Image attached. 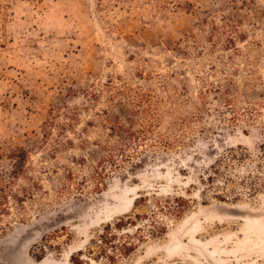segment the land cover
Masks as SVG:
<instances>
[{"label":"rangeland","instance_id":"obj_1","mask_svg":"<svg viewBox=\"0 0 264 264\" xmlns=\"http://www.w3.org/2000/svg\"><path fill=\"white\" fill-rule=\"evenodd\" d=\"M140 75L152 77L161 97L187 86L179 101L189 112L203 106L201 93L217 89L204 106L208 130L166 161L114 172L102 194L65 195L56 204L54 192L35 191L44 211L25 214L21 208L33 206L15 197L24 200L33 181L60 191L66 169L80 174L77 163L105 156L108 120L136 122L127 97L112 106L115 90L106 85L146 91ZM168 75L164 94L158 78ZM235 97L238 121L233 113L223 119ZM20 148L30 153V181L11 175L9 156ZM225 149L236 157L233 183L201 181ZM2 177L12 192L9 216L0 211V264H73L106 225L146 212L135 207L142 196L192 205L165 236L115 264H264V0H0Z\"/></svg>","mask_w":264,"mask_h":264},{"label":"trees","instance_id":"obj_2","mask_svg":"<svg viewBox=\"0 0 264 264\" xmlns=\"http://www.w3.org/2000/svg\"><path fill=\"white\" fill-rule=\"evenodd\" d=\"M213 29H216V27L214 26ZM189 39L196 40L198 38L192 35ZM188 44L189 42L186 43V45ZM171 76H160L158 78L161 81L159 82L158 91L164 94L167 93V88L162 84V81L169 80ZM181 76L184 77L183 74ZM139 78L145 83L146 91H141V87H139V90H134L130 86L122 90L113 87L112 82L106 85L107 91L115 90V93L110 95L112 106L115 103L122 104L123 99L125 100V97H127L126 102L131 106V113L136 118V122L126 127L121 120L115 123L108 120L110 128L106 127V130L111 131L108 134L110 139L104 142L100 141V144H104L105 156L93 163H88L86 160H82V163L76 162L83 170L80 174L73 172L71 169H66L67 174L64 176V183L61 185L60 191L56 192L54 189H50L48 192H44L43 187L33 181L32 186L22 192L25 196L24 200L15 197L17 204L23 206L24 203L29 202L33 206L30 209L23 206L21 209L25 214L29 210L35 212L38 210L37 208H41L40 210L43 208L40 206L44 204H38L35 199V191L40 190L45 196L50 195V192H54L57 198L50 202L53 201L56 204L65 195L91 196L102 194L103 189L107 190V180L114 172L126 170L128 166L131 169H136L148 163L154 164L166 161L168 157L193 144L198 135H202L208 130L204 124L203 116L210 113L204 106H207V96L217 89L213 87L205 93H201L204 97L203 106L195 105V112H189L187 110L188 102L179 101V97L183 96V93H188L187 86L182 87L181 91L176 94V98L161 97L155 92L157 86L152 83L151 76L140 75ZM133 95H136L134 97H137L138 101L133 99ZM92 97L97 100L99 96L94 93ZM240 104V99L237 97L229 99L224 106L222 118H225V113H233L231 114L233 115L232 120L238 121L237 115L241 111ZM248 107L249 109L243 110L245 115L251 109L249 103ZM89 124L88 126H90ZM70 126L73 127V125H67V127ZM119 131H122L125 138H121ZM115 138L118 139L116 142L111 141ZM86 144H88L87 141L86 143L82 142L80 148ZM225 152L224 156L219 157V161L204 170L207 178L202 177L201 181L213 184V179L219 177V181L225 186L233 183L234 177L231 164L236 157L233 149H225ZM9 159L13 162L11 175L14 179L25 177L29 181L32 180L27 177L29 172L28 160L30 159V153L27 150L20 148L13 152ZM0 180L3 182H0V211L9 216L5 204H7L12 190L10 183H7L3 177ZM230 194V198L237 197L233 191ZM191 205V201L184 197L158 198L153 196L150 198L149 196H142L136 202L135 207L136 209L143 207L147 210L146 212L133 213L132 216L120 218L116 222L106 225L97 237L91 241L92 247L87 250V253L80 251L76 256H73L72 263L89 264L90 261L84 260L85 256H88L90 260H107L112 264L123 261L136 253L148 241L165 236L170 228V221L181 220L191 208ZM21 220L25 221L26 219L22 217Z\"/></svg>","mask_w":264,"mask_h":264}]
</instances>
